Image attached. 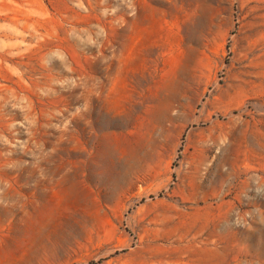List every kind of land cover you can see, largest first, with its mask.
Wrapping results in <instances>:
<instances>
[{
  "label": "rangeland",
  "instance_id": "1",
  "mask_svg": "<svg viewBox=\"0 0 264 264\" xmlns=\"http://www.w3.org/2000/svg\"><path fill=\"white\" fill-rule=\"evenodd\" d=\"M0 264H264V0H0Z\"/></svg>",
  "mask_w": 264,
  "mask_h": 264
}]
</instances>
